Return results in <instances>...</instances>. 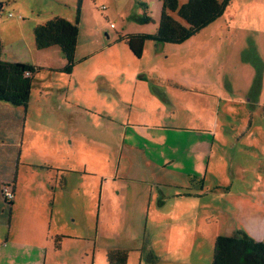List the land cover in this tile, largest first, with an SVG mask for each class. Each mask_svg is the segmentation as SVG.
Wrapping results in <instances>:
<instances>
[{
  "label": "rangeland",
  "instance_id": "1",
  "mask_svg": "<svg viewBox=\"0 0 264 264\" xmlns=\"http://www.w3.org/2000/svg\"><path fill=\"white\" fill-rule=\"evenodd\" d=\"M161 13L159 0H0L4 63L58 66L59 51H39L34 29L58 17L79 30L71 74L35 77L0 264H90L88 256L107 264L106 250L126 252V264H212L218 237H262L264 0H232L186 43L147 42L136 59L124 37L155 34ZM98 75L109 79L108 94ZM81 84L94 104L74 102L85 97L73 88ZM63 176L72 190L54 201ZM69 198L77 225L59 232L56 215ZM59 233L67 238L57 252Z\"/></svg>",
  "mask_w": 264,
  "mask_h": 264
},
{
  "label": "trees",
  "instance_id": "2",
  "mask_svg": "<svg viewBox=\"0 0 264 264\" xmlns=\"http://www.w3.org/2000/svg\"><path fill=\"white\" fill-rule=\"evenodd\" d=\"M159 1L162 3V13L156 33L124 37L125 45L136 59L142 57L147 42H153L155 46L186 43L219 20L232 2L188 0L179 7L178 0ZM144 9L143 22L149 23L148 9ZM78 33L77 25L56 17L36 26L35 45L39 51L59 48L68 63L63 72L71 74L75 66ZM2 51L0 40V225L9 226L13 219V201L7 202L4 192L10 189L15 193L27 107L35 77L46 69L4 63L1 61ZM108 261L110 264H126V252H112ZM212 264H264V238L257 240L244 231L220 236L215 242Z\"/></svg>",
  "mask_w": 264,
  "mask_h": 264
},
{
  "label": "crops",
  "instance_id": "3",
  "mask_svg": "<svg viewBox=\"0 0 264 264\" xmlns=\"http://www.w3.org/2000/svg\"><path fill=\"white\" fill-rule=\"evenodd\" d=\"M53 48H56V47H53ZM48 50V49H47ZM57 50L59 51V57H60V59H61V64L60 65H58V66H49V67H43V66H40V67H42V68H44V69H46L45 71L47 72H50V73H57V74H63V73H65V72H63V69H65V67L67 66V61H66V59L64 58V56H63V54H62V52H61V50L59 49V48H57ZM44 51H46V50H44ZM32 66V65H31ZM67 74V73H66ZM67 75H70V74H67ZM100 76H102V75H98V77H100ZM91 83H92V81H91ZM90 83V84H91ZM97 83H98V88H99V90H100V92H102V93H106V94H108L109 93V86H110V81H109V79L107 78V77H100L99 79H98V81H97ZM89 85V84H88ZM88 85H83V84H81V85H77L76 87H73L75 90L77 89V91H84V93H82V95L84 94L85 95V97H80V98H78V97H76L75 99H74V102L75 103H84V101H86L87 102V104L90 106V105H92V104H94V103H92V101H93V99H92V97L90 96V94L88 93L89 92V86ZM60 88H62V89H65L68 93H70V92H72L71 90H69V89H66V87H60ZM61 90V89H60ZM119 91H114L113 92V97H114V95H117V96H120V94L118 93ZM187 91H185V93H186ZM67 96H68V94H67ZM113 97H112V99H113ZM111 99V100H112ZM67 104H70L68 101H67ZM80 105V104H79ZM204 106H206V103L204 104ZM207 106H208V108H210V109H212V106H211V104H207ZM86 108V107H85ZM86 109H88V108H86ZM96 113V112H95ZM68 116H67V120H69L71 123H74V121H75V114L73 113V112H71V113H69V114H67ZM25 124H26V122H25ZM24 128H25V126H24ZM167 128V127H166ZM73 131H74V128L72 129ZM161 130H163V129H161ZM169 130H170V128H169ZM165 131V130H164ZM23 134H24V132H23ZM24 136V135H23ZM141 139V138H140ZM125 140H126V137H125ZM124 140V141H125ZM22 141H23V139H22ZM22 144V143H21ZM142 144H143V142H140L139 140H138V144H137V146L138 145H141L142 146ZM21 146V145H20ZM138 148H140L139 146H138ZM140 149H142V148H140ZM143 152V157H145L146 158V160H147V162H152V163H156V161H157V158H156V156L155 155H153V154H150V153H146V151H142ZM20 155H21V151H20ZM147 162H146V164H147ZM20 167H21V162H20V166H19V169H18V172H19V170H20ZM73 168H77V166H74ZM87 168H88V166L87 165H85V167H84V170H87ZM59 170H61L60 168H58L57 169V171L58 172H61V171H59ZM78 172V171H76V169L75 170H73V169H66V170H64L63 172H65V173H70V172ZM138 172H140L141 174H143L144 173V170L143 169H140ZM17 179H18V173H17ZM17 179H16V182H17ZM55 178H53V180H54ZM132 180H134L133 178H131ZM54 182H56L55 183V185H56V187L55 188H57L58 187V191H55V192H53V194H52V197L54 198V201H56V198L57 197H59V196H62V195H59L58 196V193H61V194H63V195H65V194H68V193H70V191L72 190V187H71V184L69 183V181H68V179L66 178V177H61V179L59 180V179H55V181ZM138 182H139V179H138ZM140 184H142L143 186H146V187H148V186H150V187H152V185L148 182V181H143V182H140ZM141 185V186H142ZM54 188V189H55ZM71 189V190H70ZM70 190V191H69ZM66 197V196H65ZM101 197L103 198V196H102V193H101ZM14 199H16V192L14 193ZM14 199H13V217H14V204H15V201H14ZM70 200L69 201H67V204H66V202H64L63 204L62 203H60V205H62V206H60L59 207V212L57 213V215H56V218H57V225H58V231L59 232H62V230L64 229V227H65V225H66V223L68 222V224L70 223V224H76V218H75V211H76V209H75V206H72L74 203H72V198H69ZM74 199V198H73ZM101 201H102V199H101ZM60 202H62V201H60ZM55 203L56 202H53V206L55 207ZM70 203V204H69ZM71 205V206H70ZM102 206V205H101ZM64 207H66L65 209H64ZM72 209V210H68V209ZM101 208V207H100ZM99 208V211H101V209ZM67 214H68V216H67ZM66 215V216H65ZM86 218L87 217H83V218H81V221L80 222H85V223H87V220H86ZM52 219H54L53 218V216H52ZM12 221H13V219H12ZM12 223V222H11ZM52 224H53V222L52 221H50V223H49V227H48V232L49 233H51V226H52ZM65 224V225H64ZM11 225V224H10ZM9 225V226H10ZM77 225V224H76ZM0 226H3V225H0ZM85 228V227H84ZM48 236H50V235H48ZM58 236H63V237H58ZM7 237H10V235H8ZM65 239V238H67L66 237V235H62V233H59V234H57V240L56 241H54V249L57 251V252H60L61 251V249L63 248V244L61 243V239ZM254 238V237H253ZM264 238V232H263V234H262V237H258V238H256L257 240H262ZM74 239V238H73ZM47 242L49 243V239L47 238ZM50 243H53V242H51L50 241ZM83 249H81V252H83L82 251ZM114 251H122V250H106V252H105V254H106V257H105V259H106V263L107 264H110L109 263V261H108V256L110 255V253L111 252H114ZM80 252V253H81ZM122 252H124V251H122ZM82 255V253L80 254V255H78V256H81ZM46 258H47V255H46ZM87 258H89V263L90 264H95V259H94V257H92V258H90L89 256L87 257ZM81 264H83V262H81ZM85 264V263H84Z\"/></svg>",
  "mask_w": 264,
  "mask_h": 264
},
{
  "label": "built area",
  "instance_id": "4",
  "mask_svg": "<svg viewBox=\"0 0 264 264\" xmlns=\"http://www.w3.org/2000/svg\"><path fill=\"white\" fill-rule=\"evenodd\" d=\"M4 198L7 202H11L14 199V194L10 189H5Z\"/></svg>",
  "mask_w": 264,
  "mask_h": 264
},
{
  "label": "flooded vegetation",
  "instance_id": "5",
  "mask_svg": "<svg viewBox=\"0 0 264 264\" xmlns=\"http://www.w3.org/2000/svg\"><path fill=\"white\" fill-rule=\"evenodd\" d=\"M114 252H115V251H114ZM111 253H112V252H111ZM111 253H110V254H111Z\"/></svg>",
  "mask_w": 264,
  "mask_h": 264
}]
</instances>
